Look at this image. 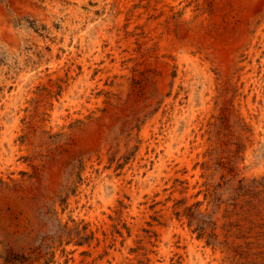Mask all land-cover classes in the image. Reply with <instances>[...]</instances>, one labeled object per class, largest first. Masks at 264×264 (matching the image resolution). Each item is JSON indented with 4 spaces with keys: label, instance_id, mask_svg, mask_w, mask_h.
<instances>
[{
    "label": "rangeland",
    "instance_id": "374dc122",
    "mask_svg": "<svg viewBox=\"0 0 264 264\" xmlns=\"http://www.w3.org/2000/svg\"><path fill=\"white\" fill-rule=\"evenodd\" d=\"M72 6L0 63V264H264V0Z\"/></svg>",
    "mask_w": 264,
    "mask_h": 264
},
{
    "label": "bare ground",
    "instance_id": "6f19581e",
    "mask_svg": "<svg viewBox=\"0 0 264 264\" xmlns=\"http://www.w3.org/2000/svg\"><path fill=\"white\" fill-rule=\"evenodd\" d=\"M73 1L74 0H0V63L3 65L1 71L5 72L7 70V63L13 64L14 59L22 60L24 58V57L22 58V56H24L23 52L27 48L32 47L33 44L39 41L38 40L39 37L33 33L32 30L33 27L31 26L30 23L31 21L33 22L35 28H38L40 30L44 29L49 34L54 33L56 24H59L63 28L70 27L71 26L70 17L73 11V6H72ZM61 11H63L62 15H61ZM83 30L84 29H82V31ZM81 33L83 34V32ZM85 34L87 33L85 32ZM79 38L83 40L82 37ZM40 43H42L41 40ZM20 75L21 74H19L18 77H21ZM182 243L183 242H181V244ZM189 250L190 252L191 251L194 252L193 247H189ZM190 260L192 261L191 258ZM199 264L201 263L199 262Z\"/></svg>",
    "mask_w": 264,
    "mask_h": 264
}]
</instances>
